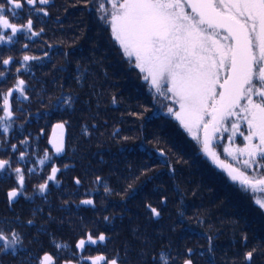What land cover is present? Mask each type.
<instances>
[{
    "label": "trees",
    "instance_id": "trees-1",
    "mask_svg": "<svg viewBox=\"0 0 264 264\" xmlns=\"http://www.w3.org/2000/svg\"><path fill=\"white\" fill-rule=\"evenodd\" d=\"M49 12V17L34 19L37 30L45 29L39 37L20 36L16 44L0 45V53L17 60L23 54L42 58L20 73L31 85L30 99L20 100L10 132L0 131V155L18 157L8 147L16 144L31 151L25 158L34 162V167L26 160L19 166L37 169L31 182L26 177L25 195L32 199L21 197L11 208L6 192L14 178L0 179V223L24 239L16 256L0 255V264H28L30 257L44 252L53 254L56 264H89L81 257L95 256L97 248L87 247L83 255L75 248L88 231L110 237L102 253L127 264H153L151 258L162 249L174 250L180 264L189 248L194 264H242L245 251H264V210L204 157L178 122L158 111L155 93L123 59L94 0H52ZM25 43L28 48H23ZM12 84L11 76L0 80V91ZM65 97H71L70 107L62 103ZM65 121V153L56 156L49 138L55 125ZM25 139L36 145L22 144ZM45 150L52 160L41 166ZM53 161L62 169V183L50 184V193L41 196L35 186ZM64 165L69 167L65 170ZM163 197L166 203H161ZM82 199H93L96 207L80 204ZM148 204L161 211L160 218L151 216ZM29 218L35 225H27ZM41 225L69 247L57 249ZM253 264H264V254L258 253Z\"/></svg>",
    "mask_w": 264,
    "mask_h": 264
},
{
    "label": "snow or ice",
    "instance_id": "snow-or-ice-1",
    "mask_svg": "<svg viewBox=\"0 0 264 264\" xmlns=\"http://www.w3.org/2000/svg\"><path fill=\"white\" fill-rule=\"evenodd\" d=\"M51 5L52 0H0V45L16 44L20 36L28 40L39 37L45 29L37 30L34 19L41 14L49 17ZM94 6L99 19L110 28L111 39L118 45L123 59L138 70L155 97L168 102L164 105L167 114L191 136L199 151L225 171L231 181L239 182L243 191L264 193V0H94ZM28 47L26 43L23 45ZM40 59L23 54L17 60L13 55L0 53V80L9 76L13 79L10 88L0 91V131L5 135L13 127L20 100L30 99L31 85L20 73L29 70V62ZM62 103L70 107L73 101L65 97ZM66 123L55 125L53 139L49 141L56 156L65 153V145L62 136L55 137V131L63 130ZM84 134L88 135L87 129ZM225 140L227 144L222 145L221 141ZM214 145L223 147V152L241 167L220 160ZM8 147L13 153L19 152L15 158L6 152L0 155V179L14 178L13 186L6 192L11 208L21 197L32 199L25 195L26 177L31 182L37 169L19 166V161L25 160L26 151L16 144ZM158 154L165 157L163 163L168 166L165 152L160 150ZM49 160L52 157L45 150L38 163L43 166ZM68 167L64 165L65 170ZM61 171L53 161L50 171L35 186L36 192L45 196L50 193V184L58 187L62 183L58 177ZM96 182L100 183L101 177L97 176ZM74 183L79 186L80 178H74ZM105 191H110L107 186ZM166 202L167 197H163L161 203ZM254 202L264 210V197L256 195ZM80 204L96 207L93 199H82ZM146 207L152 217H161L156 207L151 204ZM103 219L110 220L108 216ZM49 220H52L50 213ZM26 223L32 226L36 221L29 218ZM40 227L57 249L69 247L67 243L57 242L43 225ZM207 239L211 252L212 235ZM108 240L110 237L103 232L88 231L78 239L75 248L84 253L89 250L86 245L105 244ZM242 240L247 248V236H242ZM23 243L21 233L0 226V255L16 256ZM192 252L191 248L187 249L183 264H194ZM258 253L264 254V251L255 247L245 251L242 264H253ZM140 255L146 257L144 252ZM81 260L89 264H127L104 254L85 255ZM152 261L153 264H174V258L163 249ZM28 264H56V261L53 254L44 252L30 257ZM64 264L72 261L66 260Z\"/></svg>",
    "mask_w": 264,
    "mask_h": 264
},
{
    "label": "rangeland",
    "instance_id": "rangeland-1",
    "mask_svg": "<svg viewBox=\"0 0 264 264\" xmlns=\"http://www.w3.org/2000/svg\"><path fill=\"white\" fill-rule=\"evenodd\" d=\"M97 14H98V12H97ZM103 24H105L103 21H101ZM106 25V24H105ZM156 98V105H157V109H158V111L159 112H161V113H163V115H166V113H167V108L164 106V105H166L168 102L167 101H165V100H163L161 97H155ZM59 132V131H58ZM60 133V132H59ZM67 137V136H66ZM191 137V136H190ZM52 139V136H50V138H49V141ZM237 143H240V141L238 140L237 141ZM38 144V143H37ZM50 144V143H49ZM221 144L222 145H226L227 144V141L225 140V141H221ZM50 146V145H49ZM198 146V145H197ZM51 147V149L53 150V148H52V146H50ZM198 149H199V146H198ZM214 150H216L217 151V153H218V155H219V157H220V160H222L225 164H231L233 167H237V168H239V167H241L239 164H236V162L232 159V157H230V156H228L226 153H224L223 152V147H216L215 145H214ZM54 151V150H53ZM30 152L31 151H29L28 153H26V158L28 157V156H30ZM45 152V151H44ZM48 153H49V151H47ZM55 152V151H54ZM202 153V152H201ZM203 154V153H202ZM204 155V154H203ZM206 159H208L209 160V158H207L206 156H204ZM25 158V160L27 161V163L31 166V167H34V162L32 161V160H29V159H26ZM25 162L23 161V164H24ZM217 167V166H216ZM217 169L219 170V171H222V172H224L226 175H227V173L225 172V171H223L221 168H219V167H217ZM227 177H228V175H227ZM229 178V177H228ZM252 177H251V175H250V179H251ZM229 180L231 181V179L229 178ZM232 183H234L233 181H231ZM236 184H238V185H240L239 184V182H235ZM241 186V185H240ZM245 193L247 192V193H249L250 195H251V197H252V199H253V202H254V196H256V195H260V196H262V197H264V193H252V191H251V189H249L248 191H244ZM0 226H3L4 227V225H2L1 223H0ZM5 228V227H4ZM96 255H99L98 253H96Z\"/></svg>",
    "mask_w": 264,
    "mask_h": 264
},
{
    "label": "flooded vegetation",
    "instance_id": "flooded-vegetation-1",
    "mask_svg": "<svg viewBox=\"0 0 264 264\" xmlns=\"http://www.w3.org/2000/svg\"><path fill=\"white\" fill-rule=\"evenodd\" d=\"M58 134H60L59 132H57V133H55V136H58ZM53 136H54V133L52 134ZM53 136H52V139H53ZM65 142H66V137H65ZM65 142H64V145H65ZM29 144V146H34V145H36V143L34 142V143H28ZM50 146H52L51 144H50ZM53 148V147H52ZM53 150H54V148H53ZM55 151V150H54ZM21 199V198H20ZM19 199V200H20ZM16 204V203H15ZM30 226V225H29ZM106 244H107V242L105 243V244H97V245H92V246H87L86 245V248L87 247H89V248H92V249H96L97 248V252L96 253H98L99 255H101V254H103L102 253V250H104L105 249V247H106ZM166 252H168L169 253V255H170V257H172V258H174V264H180V260H179V257H178V255H176L175 254V252H174V250H168V251H166ZM81 253V252H80ZM82 255H83V253H81ZM150 261H152V258H151V260ZM85 262H86V260H85ZM153 262V261H152Z\"/></svg>",
    "mask_w": 264,
    "mask_h": 264
},
{
    "label": "water",
    "instance_id": "water-1",
    "mask_svg": "<svg viewBox=\"0 0 264 264\" xmlns=\"http://www.w3.org/2000/svg\"><path fill=\"white\" fill-rule=\"evenodd\" d=\"M60 132V134H58V136H55L56 138H59V137H63V140H64V142H65V137L67 136L66 135V128H64L63 130H60V129H56V131H55V133H57V132ZM209 161H211L210 159H209ZM215 165V164H214ZM216 166V165H215Z\"/></svg>",
    "mask_w": 264,
    "mask_h": 264
}]
</instances>
